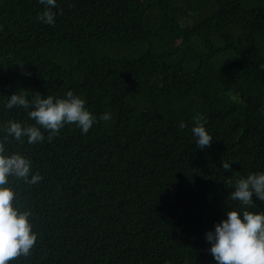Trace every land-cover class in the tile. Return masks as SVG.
Listing matches in <instances>:
<instances>
[{
  "label": "trees",
  "instance_id": "1",
  "mask_svg": "<svg viewBox=\"0 0 264 264\" xmlns=\"http://www.w3.org/2000/svg\"><path fill=\"white\" fill-rule=\"evenodd\" d=\"M258 1L57 0L46 25L39 0H0V129L34 123L3 107L18 91L71 89L111 114L87 134L67 125L36 145L9 142L42 176L18 191L37 248L12 264H215L204 234L237 206L219 157L232 172L264 170V89L247 87L264 79ZM197 113L211 151L192 141Z\"/></svg>",
  "mask_w": 264,
  "mask_h": 264
},
{
  "label": "clouds",
  "instance_id": "2",
  "mask_svg": "<svg viewBox=\"0 0 264 264\" xmlns=\"http://www.w3.org/2000/svg\"><path fill=\"white\" fill-rule=\"evenodd\" d=\"M39 3L43 9L36 18L46 25L55 24L57 0H39ZM254 10L255 16L264 21V0H259ZM203 12L210 22L206 11ZM205 56L213 57L211 54ZM235 72H238L236 68L231 71L233 79L238 77ZM253 82L255 88L247 87L264 89V79L255 78ZM262 102L264 109V100ZM86 103L84 98L69 89L63 96H41L38 92L29 96L26 91H18L8 96L3 104L9 110L24 109L28 120L34 123L10 119L0 129L3 132L0 135V264H12L18 257H29L35 253L40 238V233L34 229L32 206L18 200V191L26 188V184L38 187L42 176L33 170V162L27 155L9 150V142L36 145L59 135L67 125H75L81 133L87 134L98 119L110 120V113H102L98 118L89 111ZM242 103H248L245 93ZM251 106L255 107V103ZM193 120L194 124L190 126L192 141L200 150H213V136L206 127L207 118L197 113ZM178 127L179 136L187 138L188 134L183 130L185 122L179 121ZM219 158L222 168L229 170L226 184L232 190L228 197L234 202L233 206H237L228 209L226 218L205 232L204 238L210 244L207 251L215 264H264V211L250 210L256 207L257 200L264 203V170L232 172L231 167H239L238 164L226 156ZM13 179L17 181L12 182Z\"/></svg>",
  "mask_w": 264,
  "mask_h": 264
}]
</instances>
